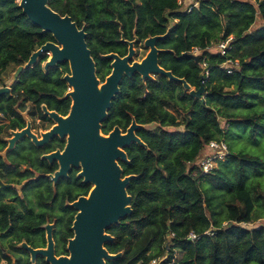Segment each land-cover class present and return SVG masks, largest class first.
Here are the masks:
<instances>
[{
	"label": "trees",
	"instance_id": "obj_1",
	"mask_svg": "<svg viewBox=\"0 0 264 264\" xmlns=\"http://www.w3.org/2000/svg\"><path fill=\"white\" fill-rule=\"evenodd\" d=\"M179 1L49 0L55 12L71 17L79 29L85 27L97 75L104 80L111 69V60L104 56L115 52L125 57L130 41L163 36L171 21L172 30L157 46L173 49L178 56L200 50L201 63L206 60L208 65L201 83L204 71L197 63L174 58L169 51L160 53L176 77L205 88L201 98L163 75L160 83H145L140 75L123 80L102 133H111L116 125L127 132L133 121L157 127L139 128L136 135L147 147L133 143L125 149L129 162L119 161L123 176H134L127 189L133 212L112 228L117 230L113 255L124 254L109 262L149 264L166 258L163 264H176L179 252V264H264V224L254 223L264 220V161L229 150L210 174L195 165L209 142H225L234 126L244 128L253 140L264 136V107L257 102H264V0H201L184 13L176 12L181 10ZM230 37L231 49L225 56L207 50ZM50 41L52 34L34 25L18 0H0V71L28 63L33 52ZM228 59L239 62L230 75L222 68ZM59 68L69 70L67 64L48 73L40 66L32 69L28 91L34 92L38 76L39 104L65 114L69 100L56 98L67 88ZM3 99L9 103L8 111L18 115L14 110L18 98L0 99V111L5 113ZM243 109L251 111L229 113ZM220 119L229 125L223 128ZM191 233L198 239L189 240Z\"/></svg>",
	"mask_w": 264,
	"mask_h": 264
},
{
	"label": "flooded vegetation",
	"instance_id": "obj_2",
	"mask_svg": "<svg viewBox=\"0 0 264 264\" xmlns=\"http://www.w3.org/2000/svg\"><path fill=\"white\" fill-rule=\"evenodd\" d=\"M145 42L146 40L137 39L134 49L140 50L142 46L145 47ZM47 44L57 46L58 42L55 39L47 42L33 53ZM156 48L159 51H169L174 58L186 59L184 53L178 56L173 49L160 48L157 44ZM194 51L189 55L199 60L188 59L197 63L202 70L201 56ZM128 53L129 45L125 56ZM110 54L120 56L115 52ZM51 57V51H43L37 62L24 69L11 85H7L5 75L10 69H14L15 73L19 67H24L27 63L17 67L12 65L0 71V91L9 89L8 92L0 95V99L5 95L11 99L18 98L14 105L18 115L8 111L9 103L6 99L1 102L6 112L0 111V264H56L62 259H70L69 244L76 236L74 224L77 216L82 213L78 206L82 201L89 202L97 188L93 182L87 181L82 163L78 166L69 165L65 175L62 174L65 169L62 158L69 145L70 133L62 136L60 133L55 134V131H59L62 121L69 118L74 107L72 94H75V89L65 79L73 75L70 64L64 62L54 66L55 68L62 64L68 65V71L59 68L62 73L60 78L67 88L62 96H56L59 101L69 100L67 113L50 109L46 103L39 104L42 93H40L41 81L38 76L34 77V92L30 94L28 91L32 80L31 70L40 66L44 73H48L53 69L46 66ZM164 62L159 54V67L173 74V71L166 68ZM112 63L113 60L110 62V75L113 70ZM173 76L176 77L174 74ZM151 77L153 79L142 80L145 83L148 81L160 83V77L163 76L151 74ZM199 77L200 82L203 83L204 73L201 72ZM97 78L101 90L107 77L104 80L97 75ZM179 79L185 80V78ZM185 82L191 90H186L183 83H181L182 88L190 95L191 92H197L201 88V86L199 88L191 86L186 80ZM16 85L19 86V91H16ZM116 98L117 95L112 100L111 108ZM111 108L101 123V130ZM51 114H55L56 118L51 117ZM115 226L117 224L112 225L105 232L114 239L112 243L115 242L113 245H110L111 242L104 244L109 254H116L113 251L117 249V230L112 229ZM160 261L161 259L158 263ZM105 264L111 263L106 261Z\"/></svg>",
	"mask_w": 264,
	"mask_h": 264
},
{
	"label": "water",
	"instance_id": "obj_3",
	"mask_svg": "<svg viewBox=\"0 0 264 264\" xmlns=\"http://www.w3.org/2000/svg\"><path fill=\"white\" fill-rule=\"evenodd\" d=\"M19 7L43 33L52 34L58 45L47 44L33 53L29 62L16 70L12 84L24 69L37 62L43 51L52 52L47 67L64 62L70 64L73 75L65 79L75 89V94H72L74 107L69 118L62 121L59 131H55V134L60 133L62 136L70 133L69 145L62 158L65 162L62 174L65 175L69 165L78 166L82 163L87 181L97 186L90 201H82L78 206L82 213L77 216L74 224L76 236L69 244L70 259H62L56 264H105L106 261H116L122 258L124 253L113 255L107 252L104 244L111 242L113 238L105 232L112 225L119 224L131 216L133 212L132 197L127 189L134 176L124 177L119 161L129 162L125 149L133 143L147 147L136 135L139 128L152 131L157 125L140 126L133 121L125 133L116 127L111 133L104 135L101 123L111 108L112 100L119 94L124 77L132 78L138 74L143 80H148L153 79L151 74H158L183 83L186 90H191L185 80L176 78L171 72L159 67V54L164 51L157 50L156 43L169 35L172 21L165 35L146 40L145 43L151 48V52L141 63L130 64L137 39L129 42V53L124 58L115 54L104 56L105 59L113 60V70L99 93L100 82L96 75V64L86 42L85 27L79 29L71 17L55 12L49 6V0H20ZM176 12L184 13L185 10ZM170 13L168 12L166 17ZM185 57L199 60L189 54H185ZM8 90H1L0 95ZM204 94V87L197 92H191V95L197 98ZM51 117L56 118V115L51 114ZM165 260L166 258L162 259L158 264H163Z\"/></svg>",
	"mask_w": 264,
	"mask_h": 264
},
{
	"label": "rangeland",
	"instance_id": "obj_4",
	"mask_svg": "<svg viewBox=\"0 0 264 264\" xmlns=\"http://www.w3.org/2000/svg\"><path fill=\"white\" fill-rule=\"evenodd\" d=\"M201 0H185L183 1V5L181 6L183 10L186 11V9H189L191 6H198ZM20 2V0H18V3ZM198 4V5H197ZM260 24V22H258L252 30H255L258 25ZM213 45H216L215 43ZM135 53L133 56V59L131 60V62H137V63H141L147 56L148 54L151 52V48L149 46H147L145 44V47L142 46L139 49H134ZM139 51V52H138ZM217 50L214 49L211 52L215 53ZM138 52V53H137ZM196 54L200 55V53L196 52ZM14 69H10L8 71V73L5 75L6 76V82L7 85H11L12 84V79H13V75H14ZM263 100H257L259 106L264 107V102H262ZM251 110H230L229 113L231 114H237V115H246L248 114V112ZM220 123L221 126L223 128H226L229 124L227 123L226 120L224 119H220ZM41 131H39L38 134H40ZM21 135V134H20ZM19 137V136H18ZM225 142L229 147V150L232 154H240V153H245V154H252L255 155L259 158H261L264 161V136H260L258 137L256 140H253L252 138H250L249 132L246 131L244 128L239 127V126H234L232 127L230 133L228 134V136L225 137ZM264 183V178L261 180ZM208 189L209 186L207 185ZM264 187V185H263ZM255 224H264V220H257L256 222H254ZM181 257V253H177V259H176V264H179L178 260ZM164 259V258H163Z\"/></svg>",
	"mask_w": 264,
	"mask_h": 264
},
{
	"label": "built area",
	"instance_id": "obj_5",
	"mask_svg": "<svg viewBox=\"0 0 264 264\" xmlns=\"http://www.w3.org/2000/svg\"><path fill=\"white\" fill-rule=\"evenodd\" d=\"M183 1L180 0L179 4L182 6ZM190 1V0H188ZM201 2V1H200ZM200 4V3H198ZM197 4V5H198ZM199 6V5H198ZM198 6H191L189 9H186V11H192L194 7ZM182 8V7H181ZM232 40V37H230L228 40L223 41L219 43L218 45H212L207 50L212 53L211 51L216 49L217 51L212 54H221L222 56L226 55L227 50L231 49L230 47V41ZM200 53V50H195L194 53ZM239 66L238 61H234L231 59L226 60V62L222 65V68L226 70L227 74H232L235 71V68ZM202 68L204 71V75L208 76V65L206 60L202 63ZM229 155V147L224 141H211L206 146L202 156L196 160L195 165L198 166L203 174H210L212 173L219 165L220 162H223L226 160V157ZM246 225V224H244ZM250 226V225H247ZM189 240L195 241L198 239L197 235L195 233H191L188 237ZM159 260H153L149 264H158Z\"/></svg>",
	"mask_w": 264,
	"mask_h": 264
},
{
	"label": "bare ground",
	"instance_id": "obj_6",
	"mask_svg": "<svg viewBox=\"0 0 264 264\" xmlns=\"http://www.w3.org/2000/svg\"><path fill=\"white\" fill-rule=\"evenodd\" d=\"M100 91H101V90H99V93H101ZM61 120H62V119H61Z\"/></svg>",
	"mask_w": 264,
	"mask_h": 264
}]
</instances>
